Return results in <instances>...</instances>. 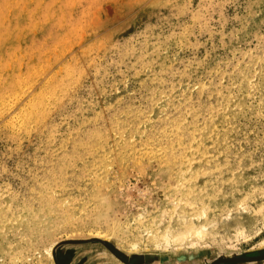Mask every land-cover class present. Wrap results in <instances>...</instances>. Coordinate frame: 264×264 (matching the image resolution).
<instances>
[{
	"label": "rangeland",
	"instance_id": "374dc122",
	"mask_svg": "<svg viewBox=\"0 0 264 264\" xmlns=\"http://www.w3.org/2000/svg\"><path fill=\"white\" fill-rule=\"evenodd\" d=\"M0 24V264L264 256V0H0Z\"/></svg>",
	"mask_w": 264,
	"mask_h": 264
},
{
	"label": "flooded vegetation",
	"instance_id": "af4514ba",
	"mask_svg": "<svg viewBox=\"0 0 264 264\" xmlns=\"http://www.w3.org/2000/svg\"><path fill=\"white\" fill-rule=\"evenodd\" d=\"M75 252H77V251H75ZM81 253H83V252H81ZM80 254L73 253L72 258H71V256L70 257H67V256L63 257L62 256V258L59 259L58 264H90L92 257H90V255H88V254H85L83 256H79ZM77 258H79V259H77ZM121 260H122V263H124V264H135L134 261L132 262V261L124 260V259H121ZM137 262H139V261H137ZM213 264H264V256H261L258 258H249V259H244V260L239 259V258L221 259L219 261L214 262Z\"/></svg>",
	"mask_w": 264,
	"mask_h": 264
},
{
	"label": "bare ground",
	"instance_id": "6f19581e",
	"mask_svg": "<svg viewBox=\"0 0 264 264\" xmlns=\"http://www.w3.org/2000/svg\"><path fill=\"white\" fill-rule=\"evenodd\" d=\"M14 2V1H13ZM9 9V8H8ZM36 11V10H35ZM1 25V24H0ZM74 31V30H73ZM70 33V32H69ZM25 35V34H24ZM49 35V34H48ZM71 35V34H70ZM63 44V43H62ZM65 48H68V47H65ZM19 49V48H18ZM37 50V49H36ZM17 51V50H16ZM35 51V50H34ZM52 51V50H51ZM56 51V50H55ZM23 55V54H22ZM25 56V55H24ZM45 56V55H44ZM49 57V56H47ZM41 59V58H40ZM11 60V59H10ZM30 61V60H29ZM40 62V61H39ZM38 72V71H37ZM154 81V80H153ZM31 82V81H30ZM161 85V84H160ZM15 89V88H14ZM173 89V88H172ZM155 91V90H154ZM170 92V91H169ZM169 94V93H168ZM185 98V97H184ZM38 102V101H37ZM151 104V103H150ZM45 105V104H44ZM28 111V110H27ZM189 112V111H188ZM33 114V113H32ZM213 115V114H212ZM30 126V125H29ZM194 127V126H193ZM124 128V127H123ZM198 128V127H197ZM118 131V130H117ZM198 132V131H197ZM83 140V139H82ZM87 143V142H86ZM223 143V142H221ZM85 144V143H84ZM91 145V144H90ZM150 147V146H149ZM163 147V146H162ZM159 149V148H158ZM193 149V148H192ZM121 150V149H120ZM145 150V149H143ZM98 151V150H97ZM110 154V153H109ZM137 154V153H136ZM167 161V160H166ZM44 182V181H43ZM46 185V184H45ZM56 203V202H55ZM26 211V210H25ZM51 211V210H50ZM40 212V211H39ZM17 214V213H16ZM21 217V216H20Z\"/></svg>",
	"mask_w": 264,
	"mask_h": 264
}]
</instances>
